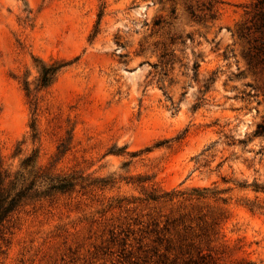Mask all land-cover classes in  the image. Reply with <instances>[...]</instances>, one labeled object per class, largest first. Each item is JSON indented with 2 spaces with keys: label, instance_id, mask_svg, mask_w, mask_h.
I'll list each match as a JSON object with an SVG mask.
<instances>
[{
  "label": "rangeland",
  "instance_id": "374dc122",
  "mask_svg": "<svg viewBox=\"0 0 264 264\" xmlns=\"http://www.w3.org/2000/svg\"><path fill=\"white\" fill-rule=\"evenodd\" d=\"M257 3L0 0L4 168L69 187L18 209L0 264H264Z\"/></svg>",
  "mask_w": 264,
  "mask_h": 264
},
{
  "label": "trees",
  "instance_id": "16d2710c",
  "mask_svg": "<svg viewBox=\"0 0 264 264\" xmlns=\"http://www.w3.org/2000/svg\"><path fill=\"white\" fill-rule=\"evenodd\" d=\"M257 6H260V8L263 7L264 9V0H258ZM174 13L175 12L172 11L173 15ZM161 23L162 21H157L156 26H160ZM167 56H169V54H165L163 57L166 58ZM61 67L62 66L54 65L47 68L42 74L39 88H47L50 84H52ZM197 67L198 65H196L195 68ZM210 81L214 82L212 79L208 80V82ZM25 86V90L28 95H30L31 90L28 82H25ZM204 87L206 90H209L210 84L206 83ZM32 129L34 132L33 139L36 140L38 138L36 123H33ZM36 158L37 157L35 155L28 157L22 164L23 170L12 173L8 169L4 168L3 158L0 153V230L2 231V234H5L3 230H8L10 228L9 224L13 215L19 208L27 204L28 201L51 196L52 192H64L69 189V187L65 184L67 183L66 181L64 184L57 185L58 183L56 184V182L51 179V183L49 184L50 187H47L46 190H42L41 188L43 185L41 186L37 183L38 181H42V183H44L46 181L45 179H49L47 176L49 171L34 168L32 164L35 162ZM31 168L33 169L29 170Z\"/></svg>",
  "mask_w": 264,
  "mask_h": 264
}]
</instances>
